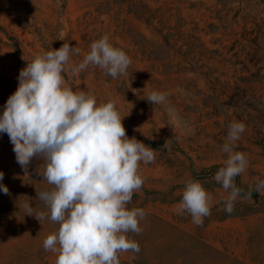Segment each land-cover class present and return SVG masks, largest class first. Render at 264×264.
I'll return each mask as SVG.
<instances>
[{
  "label": "rangeland",
  "instance_id": "374dc122",
  "mask_svg": "<svg viewBox=\"0 0 264 264\" xmlns=\"http://www.w3.org/2000/svg\"><path fill=\"white\" fill-rule=\"evenodd\" d=\"M105 34L131 58L125 75L91 65L63 75L98 104L115 101L127 136L155 151L141 163L144 184L128 205L146 213L141 233L128 234L140 252L121 253L120 264H264V194L238 199L229 214L228 193L213 179L234 121L246 125L235 150L248 160L237 187L264 179V0H0V115L36 54L68 43L80 50L70 68ZM153 90L168 93L164 104L146 100ZM41 163L34 158L23 170L0 133V184L8 189L0 190V264H55L43 240L59 225L24 207L48 211L37 199L52 187L37 172ZM189 178L212 197L202 226L175 210Z\"/></svg>",
  "mask_w": 264,
  "mask_h": 264
},
{
  "label": "clouds",
  "instance_id": "9594fccd",
  "mask_svg": "<svg viewBox=\"0 0 264 264\" xmlns=\"http://www.w3.org/2000/svg\"><path fill=\"white\" fill-rule=\"evenodd\" d=\"M79 54L78 48L63 43L27 62L0 115V133L8 135L23 170L34 158L42 161L37 172L52 187L38 191L37 199L48 211L37 212L30 202L24 207L39 222L48 218L59 225L43 240L44 250L56 254L55 264H120L121 253L140 252L138 242L128 234L141 233L140 221L146 213L128 205L144 184L141 163L153 162L155 151L127 136L115 101L98 104L94 95L73 91L63 75L69 70L78 75L91 65L115 79L127 73L131 58L114 47L107 34L92 42L83 60L69 68L71 56ZM167 96L153 90L146 100L164 104ZM168 111L172 114L174 109ZM245 130L243 122L229 124L220 147L227 158L213 177L228 193L222 210L229 214L238 199H250L253 192L264 194V179L247 191L235 183L248 167L245 153L235 150ZM3 176L0 172V181ZM0 190L8 194L2 184ZM211 207L212 197L203 184L186 180L176 213L186 212L202 226Z\"/></svg>",
  "mask_w": 264,
  "mask_h": 264
}]
</instances>
